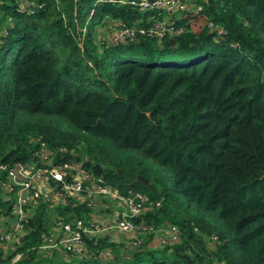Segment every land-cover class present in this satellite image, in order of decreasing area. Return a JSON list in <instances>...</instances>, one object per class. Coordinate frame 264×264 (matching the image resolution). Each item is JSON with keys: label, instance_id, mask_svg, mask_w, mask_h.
Masks as SVG:
<instances>
[{"label": "trees", "instance_id": "trees-1", "mask_svg": "<svg viewBox=\"0 0 264 264\" xmlns=\"http://www.w3.org/2000/svg\"><path fill=\"white\" fill-rule=\"evenodd\" d=\"M194 1L198 13L178 12L184 32L112 45L109 24L138 25L151 10L0 0V164L37 162L44 145L54 163L80 160L122 192L144 194L151 206L134 221L178 235L153 246L152 233L135 246L85 235L80 253H46L36 245L52 218H87L92 207L37 200L17 247L27 253L9 263L0 248V264H52L53 254L77 258L66 264H264V0ZM119 149L138 152L136 176ZM143 157L170 180H150Z\"/></svg>", "mask_w": 264, "mask_h": 264}, {"label": "built area", "instance_id": "built-area-1", "mask_svg": "<svg viewBox=\"0 0 264 264\" xmlns=\"http://www.w3.org/2000/svg\"><path fill=\"white\" fill-rule=\"evenodd\" d=\"M127 1L140 10H151L149 18L138 20V25L115 22L106 31L105 40L115 45L133 40L136 36L155 38L171 37L185 31L178 23L179 13H198L200 5L194 0H119ZM178 13V14H177ZM209 31L219 34L221 29L213 21L206 23ZM57 150H63L59 147ZM54 150L42 145L37 153V162L15 161L6 167L0 164V248L4 254H11L9 263L27 253V247L17 249L21 238L27 233L26 224L37 200H49L51 205L73 206L84 203L92 207L87 218L71 215L69 219L60 216L52 218L49 231L42 235L37 249L49 253L52 248L64 247L73 253L82 251L83 236L123 232L135 246L147 233H165L163 226L153 227L145 222H135L134 217L149 208L140 192H122L118 187L106 183L82 165L80 160L53 162ZM5 207V209H4ZM95 208V209H94ZM170 237L178 235L174 226L168 225ZM160 241L164 236H157ZM158 241V240H157ZM161 243V242H159Z\"/></svg>", "mask_w": 264, "mask_h": 264}, {"label": "rangeland", "instance_id": "rangeland-1", "mask_svg": "<svg viewBox=\"0 0 264 264\" xmlns=\"http://www.w3.org/2000/svg\"><path fill=\"white\" fill-rule=\"evenodd\" d=\"M21 4L23 5V2H21ZM106 31V28H104V32ZM106 37V35H104V38ZM79 152H84L82 145H80L79 147ZM121 150V149H119ZM121 154L122 155H126V157L128 158L127 160V164H126V171L132 172L134 174V176H136V172H135V167L136 165V161L134 158L138 157V152L136 151H130V150H121ZM130 156V157H129ZM141 164L143 166H145L149 172H150V180L151 177L155 176H161L163 177L164 180L169 181L170 180V174L167 172V170H165L163 167H161L156 161H154L153 159L149 158V157H143L141 159ZM119 170V169H118ZM45 202L47 203V206H52L49 202V200H45ZM95 209V208H94ZM116 238V242H123L124 244H128V242L130 241V239L126 236L125 233L123 232H117L115 234H113ZM150 241V240H149ZM148 241V243H149ZM151 244V243H150ZM101 256H104V254H101ZM51 263L52 264H66L68 263V261H73V262H77V258H73L70 260H64L62 259L60 256L53 254L52 258H51Z\"/></svg>", "mask_w": 264, "mask_h": 264}, {"label": "crops", "instance_id": "crops-1", "mask_svg": "<svg viewBox=\"0 0 264 264\" xmlns=\"http://www.w3.org/2000/svg\"><path fill=\"white\" fill-rule=\"evenodd\" d=\"M164 227V229L165 230H167V231H165V233H160V232H157L156 234H153L152 236H151V238H150V241H149V243H148V241H147V244L148 245H158V244H160L159 242H169V241H171L172 240V238L170 237V235H171V233L170 232H168V225H165V226H163ZM114 232H112V233H110V237H112V238H116L114 235ZM164 236V240L162 239V241H160L158 238H160V237H157V236ZM143 238H145V235L142 237V239ZM158 240V241H157ZM151 243V244H150Z\"/></svg>", "mask_w": 264, "mask_h": 264}, {"label": "water", "instance_id": "water-1", "mask_svg": "<svg viewBox=\"0 0 264 264\" xmlns=\"http://www.w3.org/2000/svg\"><path fill=\"white\" fill-rule=\"evenodd\" d=\"M138 179H141L143 182H146V178H143V177H140V176H137Z\"/></svg>", "mask_w": 264, "mask_h": 264}]
</instances>
